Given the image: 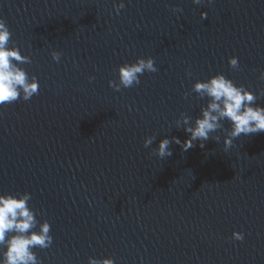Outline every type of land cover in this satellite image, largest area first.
<instances>
[{
    "label": "water",
    "instance_id": "obj_1",
    "mask_svg": "<svg viewBox=\"0 0 264 264\" xmlns=\"http://www.w3.org/2000/svg\"><path fill=\"white\" fill-rule=\"evenodd\" d=\"M120 2L0 0L8 47L26 58L13 63L39 81L29 100L0 105V195L29 196V233L50 225L37 264H264V132L226 145L225 118L202 148L173 140L211 99L194 84L217 73L264 107V0H123L117 13ZM140 56L157 71L110 87Z\"/></svg>",
    "mask_w": 264,
    "mask_h": 264
},
{
    "label": "clouds",
    "instance_id": "obj_2",
    "mask_svg": "<svg viewBox=\"0 0 264 264\" xmlns=\"http://www.w3.org/2000/svg\"><path fill=\"white\" fill-rule=\"evenodd\" d=\"M119 9L124 7L123 0L119 4H114ZM206 12H201L202 17H206ZM10 30L3 18H0V105L12 103L18 99L29 100L38 93L39 81L36 77L29 79L26 71L13 61L24 62L25 57L21 56L18 49L9 48ZM53 60L58 61L61 54L53 51ZM228 63L236 67L238 58L233 55L228 58ZM117 80H109L108 84L115 90L121 87L128 88L140 83V75L145 71L156 72L157 68L151 56L137 57L134 62H124L118 65ZM264 78V71L260 73ZM94 79L90 76L89 80ZM194 89L198 93H206L211 97L207 108L202 109V115L197 117L194 126L185 127V131L190 135L183 142L178 137H173L176 144H182L186 151L192 148L194 141H201L200 147H204L203 141L208 140L209 133L215 131L220 125L221 119L227 118L231 121V131L225 138V144L230 145L232 138L241 134H251L264 132V107L253 106L255 96L236 85L230 78L222 73L211 76L207 81H197ZM187 124V118H185ZM152 137H145L144 146L152 144ZM170 140L167 137L160 139L155 153L161 157L172 155L169 147ZM29 196L27 194L20 197L12 195H0V243H5L6 233L15 231L17 235L7 240V248L3 252V259L0 264H37V257L31 251L35 246L48 247L52 242L49 235L50 225L45 222L41 225L40 232H31L29 229L34 224V214L27 207ZM232 238L243 240L242 231H233ZM88 264H114L112 257L96 258L90 256Z\"/></svg>",
    "mask_w": 264,
    "mask_h": 264
}]
</instances>
